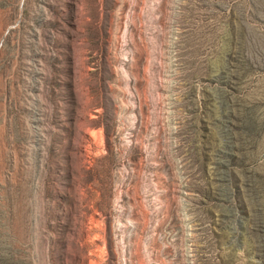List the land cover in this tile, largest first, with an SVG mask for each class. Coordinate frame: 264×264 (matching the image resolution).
I'll return each instance as SVG.
<instances>
[{
  "label": "rangeland",
  "instance_id": "rangeland-1",
  "mask_svg": "<svg viewBox=\"0 0 264 264\" xmlns=\"http://www.w3.org/2000/svg\"><path fill=\"white\" fill-rule=\"evenodd\" d=\"M0 264H264V0H0Z\"/></svg>",
  "mask_w": 264,
  "mask_h": 264
}]
</instances>
